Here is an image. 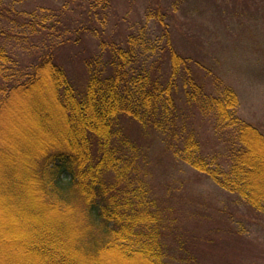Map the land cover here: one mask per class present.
Listing matches in <instances>:
<instances>
[{"label": "trees", "instance_id": "1", "mask_svg": "<svg viewBox=\"0 0 264 264\" xmlns=\"http://www.w3.org/2000/svg\"><path fill=\"white\" fill-rule=\"evenodd\" d=\"M77 2L81 18H73L61 7L54 14L45 9L24 14L13 5L0 4V13L13 19H5L7 25L0 22V170L7 179L5 193L11 201L27 198V205L55 219L52 229L46 227L48 236L37 233L34 243L30 241L34 258L17 257L10 262L140 264L133 262L135 258L142 264H170L162 241L165 216H159L158 198L153 196L155 188L149 185L147 172H126L127 165L119 164L130 144L127 138L122 140L125 146L117 154L113 130L118 131L124 120L143 128V133L157 135L167 153L264 214V134L233 112L236 94L228 87L209 91L190 58L170 42V29L160 52L167 58L169 73L162 77L156 65L160 56L148 66H136L133 47L139 42L105 31L111 0ZM164 13L160 6L156 8V21L166 31ZM27 29L31 41L25 43L27 55L21 56L4 36L20 40ZM85 34H92L100 52L87 56L84 83L75 87L58 62L56 48ZM43 92L48 100L43 97L32 108L35 122L31 113H21L40 132L38 136L26 143L24 137L31 134L27 128L3 129L4 119H10L22 98ZM182 94L191 100L187 103L194 101L201 111L213 113L223 143L213 156L202 154L193 129L182 134L176 103ZM21 117H12L13 122ZM108 170L114 173L113 185L104 177ZM3 209L0 205V212ZM2 246L0 264H5Z\"/></svg>", "mask_w": 264, "mask_h": 264}, {"label": "rangeland", "instance_id": "2", "mask_svg": "<svg viewBox=\"0 0 264 264\" xmlns=\"http://www.w3.org/2000/svg\"><path fill=\"white\" fill-rule=\"evenodd\" d=\"M76 3L77 0L0 1L1 5H13L24 14H38L39 9L54 14L61 7L73 18H81V5L75 6ZM159 6L165 12L166 31L156 21ZM106 17L108 35L122 40L129 36L141 44L133 47L138 56L136 66H148L159 58L170 29V42L178 52L190 58L192 68L207 89L216 93L230 88L238 100L233 112L264 134V0H111ZM5 19L13 22L12 16L7 18L0 13V22L7 25ZM52 30L56 32L55 28ZM25 35L23 38L13 36L20 40L4 36V40L12 42L20 51L18 55L26 56L25 43L31 41L29 29ZM56 49L58 62L70 82L81 87L86 75L85 59L89 54L100 52L96 40L92 34H85L82 39ZM159 61L156 65L163 77L169 73L167 58L161 54ZM43 97L48 100L45 92L34 94L31 99L22 98L10 119H4L3 129L27 128L31 134L24 137L26 143L32 136H38L40 132L32 125L35 122L32 108L41 103ZM181 97L176 103L181 115L179 123L184 126L182 134L193 129L202 154L206 158L213 156L223 145L220 134L216 133L213 113L207 114L196 106V102L189 104L187 102L191 100L186 101L183 94ZM21 113H31L32 122L22 118ZM14 116L21 117L20 121L14 123ZM142 130L124 120L118 131L113 130L116 153L120 154L125 146L122 140L126 142L127 138L130 146L126 145L124 156L119 158L120 166L124 162L126 172H147V181L155 188L153 196L158 198L159 216H165L162 241L168 262L264 264V214L250 209L234 193L227 192L190 164L167 153L157 135ZM133 156L136 159L131 164L128 161ZM16 171L22 174L20 169ZM2 172L0 170V205L5 209L0 212V245L4 247V263L12 264L13 258H34L31 240L37 233L48 236L46 227L52 229L55 219L46 214L47 211L39 214L38 208L26 204L27 198L11 201L10 194L5 193L7 179ZM104 177L113 185V172L108 170ZM31 201L35 202L33 198ZM33 219L38 222L33 223ZM133 262L142 264L135 258Z\"/></svg>", "mask_w": 264, "mask_h": 264}]
</instances>
